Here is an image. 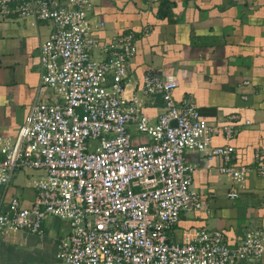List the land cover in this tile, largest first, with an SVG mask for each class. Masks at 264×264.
Listing matches in <instances>:
<instances>
[{
	"label": "built area",
	"instance_id": "built-area-1",
	"mask_svg": "<svg viewBox=\"0 0 264 264\" xmlns=\"http://www.w3.org/2000/svg\"><path fill=\"white\" fill-rule=\"evenodd\" d=\"M93 7V0H0L1 20L18 15L53 22L41 45V83L56 96L36 100L16 136L0 135V238L44 237L45 221L57 217L70 227L56 255L67 264H264V227L249 230L237 245L220 229L170 239L183 210L204 206L191 188L195 166L185 158L188 151L223 158L221 172L237 184L228 193L232 199L245 188L247 167L235 164L233 145H212L217 124L196 104L179 103L177 77L158 68L143 79V93L165 103L151 123L143 100L126 96L136 36L102 42L96 33L106 23L91 16ZM131 125L149 142L133 144ZM225 131L233 138L232 126ZM255 159L264 176L261 152ZM22 170L36 173L29 177L32 201L8 195Z\"/></svg>",
	"mask_w": 264,
	"mask_h": 264
},
{
	"label": "crops",
	"instance_id": "crops-1",
	"mask_svg": "<svg viewBox=\"0 0 264 264\" xmlns=\"http://www.w3.org/2000/svg\"><path fill=\"white\" fill-rule=\"evenodd\" d=\"M93 1L91 16L106 23L96 33L102 42L129 32L136 36L137 53L128 65L126 96L137 94L143 100L142 112L151 123L158 121L165 103L160 95L143 93V79L148 69L158 68L177 77L174 97L179 103L196 104L205 119L217 124L219 131L212 145H233L235 164L247 167L245 188L232 199L228 193L237 184L221 172L223 158L188 151L185 158L195 166L191 188L204 206L190 205L183 210L170 239L182 241L188 233L208 228L222 230L230 245L239 244L249 230L264 227V176L255 159L257 152L264 157V0ZM53 30L52 21L34 16L0 19L2 136H16L36 100H55L54 90L41 83V45ZM95 55L101 56L100 50ZM227 126L234 129L230 140ZM129 130L133 144L149 142L135 125ZM31 174L34 172L22 170L14 176L8 189L10 198L32 201ZM43 228L41 238L52 244V258L59 260L58 243L69 233V223L49 217ZM35 236L39 237L30 232L4 236L0 246Z\"/></svg>",
	"mask_w": 264,
	"mask_h": 264
},
{
	"label": "rangeland",
	"instance_id": "rangeland-1",
	"mask_svg": "<svg viewBox=\"0 0 264 264\" xmlns=\"http://www.w3.org/2000/svg\"><path fill=\"white\" fill-rule=\"evenodd\" d=\"M31 176L35 171L28 170ZM19 181H24L21 177ZM13 238V237H12ZM52 258V244L41 237H30L27 241L16 239L9 246H0V264H65L61 260ZM63 262V263H62Z\"/></svg>",
	"mask_w": 264,
	"mask_h": 264
},
{
	"label": "trees",
	"instance_id": "trees-1",
	"mask_svg": "<svg viewBox=\"0 0 264 264\" xmlns=\"http://www.w3.org/2000/svg\"><path fill=\"white\" fill-rule=\"evenodd\" d=\"M167 4H168V3H167V2L165 3V1L162 2L163 7H166V8H167V7H168Z\"/></svg>",
	"mask_w": 264,
	"mask_h": 264
},
{
	"label": "water",
	"instance_id": "water-1",
	"mask_svg": "<svg viewBox=\"0 0 264 264\" xmlns=\"http://www.w3.org/2000/svg\"><path fill=\"white\" fill-rule=\"evenodd\" d=\"M174 124H175V122H174Z\"/></svg>",
	"mask_w": 264,
	"mask_h": 264
}]
</instances>
